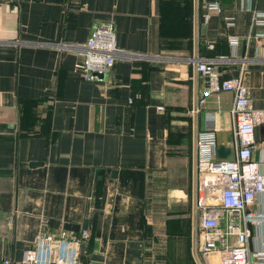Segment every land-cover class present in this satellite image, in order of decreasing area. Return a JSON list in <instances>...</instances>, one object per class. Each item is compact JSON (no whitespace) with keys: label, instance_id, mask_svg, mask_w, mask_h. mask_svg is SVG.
<instances>
[{"label":"crops","instance_id":"1","mask_svg":"<svg viewBox=\"0 0 264 264\" xmlns=\"http://www.w3.org/2000/svg\"><path fill=\"white\" fill-rule=\"evenodd\" d=\"M213 1L218 10L206 9ZM251 10L264 12V0H0V261L19 260L45 218L51 232L87 228L91 264H149L150 202L169 197L164 213L180 224L187 204L171 199L190 189L189 243L178 235L198 264L195 137L214 128L232 157V94L198 105L205 83L193 60L213 58L221 78L241 73L251 107L264 108V50L251 37L264 25H250ZM104 22L132 56L86 81L63 46ZM227 35L238 37L233 52ZM251 156L264 157V125ZM164 222L163 239L177 237Z\"/></svg>","mask_w":264,"mask_h":264},{"label":"built area","instance_id":"2","mask_svg":"<svg viewBox=\"0 0 264 264\" xmlns=\"http://www.w3.org/2000/svg\"><path fill=\"white\" fill-rule=\"evenodd\" d=\"M206 9L218 10L217 2H208ZM250 14L252 27L264 25V12L251 10ZM222 20L226 27L233 25L230 16H222ZM251 37L264 50V35L257 32ZM226 40L231 51H235L238 37L227 35ZM63 47L80 56L77 69L86 81L100 80L98 75L107 73L115 59L132 56V52L115 45L113 26L107 22L93 26L85 41ZM206 47L212 48V45ZM193 62L205 83L198 105L211 93L232 94L229 109L232 157L216 156L214 128L200 131L195 137L193 208L197 222V263L264 264V235L255 231L264 223V202L259 211L249 209L264 194V157L251 156L254 130L264 125V108L251 107L241 73L221 78L213 58H197ZM47 225V219L42 218L40 229L23 249L19 260H2L0 264H91L84 259L90 237L87 228L75 234L62 229L51 232L46 229Z\"/></svg>","mask_w":264,"mask_h":264},{"label":"rangeland","instance_id":"3","mask_svg":"<svg viewBox=\"0 0 264 264\" xmlns=\"http://www.w3.org/2000/svg\"><path fill=\"white\" fill-rule=\"evenodd\" d=\"M173 174V172H172ZM173 176V175H172ZM189 178V176L187 177ZM174 179L172 178L171 181ZM165 181V180H163ZM176 181V180H174ZM168 185V184H167ZM190 185V184H189ZM160 189H163L161 187ZM190 189H188L185 193L186 196L180 199H184L183 201L177 200L178 197H173L171 200L173 204L171 206L174 207H181V204H187V211H186V222H182L180 220H173V218H177L176 211H173V215L171 221L168 220L167 214L164 213V211L168 208L167 200L169 199L164 196V194L161 196L162 191L160 192L159 197H156L153 202H150V210H148V220L150 224H153L150 226V232H154V235L151 236V247H150V253L147 255L146 262L149 264H191L189 261L190 255L189 250L188 252H185V248L183 246L182 240H180V237L178 234L184 235L186 239H188L189 243V232H190V226H189V220H190V206H191V195L189 193ZM172 194V193H170ZM157 196V195H154ZM181 196V195H178ZM153 197V194H152ZM180 213V212H179ZM178 215L180 216V214ZM166 217V218H165ZM165 218V219H163ZM162 220H165L164 228H165V236L166 235H178L177 237L170 238V239H163L162 237ZM153 226V227H152ZM185 257V258H184Z\"/></svg>","mask_w":264,"mask_h":264},{"label":"water","instance_id":"4","mask_svg":"<svg viewBox=\"0 0 264 264\" xmlns=\"http://www.w3.org/2000/svg\"><path fill=\"white\" fill-rule=\"evenodd\" d=\"M259 132H262V126L258 127V129L256 128L254 130V136L256 137ZM228 152H229V149L227 147H225L224 145H218L216 148V156L218 158H225L227 156ZM36 163L37 162H32L30 165H35ZM248 227H249V233L251 236L252 232H251L250 225ZM248 241L250 242V239Z\"/></svg>","mask_w":264,"mask_h":264}]
</instances>
